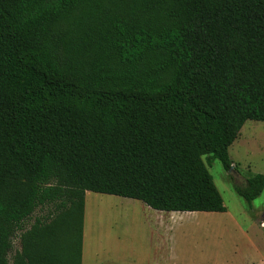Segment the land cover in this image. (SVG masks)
<instances>
[{
	"label": "trees",
	"instance_id": "trees-1",
	"mask_svg": "<svg viewBox=\"0 0 264 264\" xmlns=\"http://www.w3.org/2000/svg\"><path fill=\"white\" fill-rule=\"evenodd\" d=\"M247 121L264 0H0V264H81L86 192L225 212L207 168Z\"/></svg>",
	"mask_w": 264,
	"mask_h": 264
},
{
	"label": "rangeland",
	"instance_id": "rangeland-1",
	"mask_svg": "<svg viewBox=\"0 0 264 264\" xmlns=\"http://www.w3.org/2000/svg\"><path fill=\"white\" fill-rule=\"evenodd\" d=\"M228 156L231 172H225L218 160L207 168L225 212L165 214L175 224L167 225L171 233L166 234L165 264H264V190L248 204L235 193L231 180L241 185L253 175L264 176V123L245 122ZM85 209L92 229L88 261L151 263L157 239L148 225L151 213L141 203L86 192ZM44 215L45 210H37L27 228ZM12 243V252L19 251V234Z\"/></svg>",
	"mask_w": 264,
	"mask_h": 264
},
{
	"label": "crops",
	"instance_id": "crops-1",
	"mask_svg": "<svg viewBox=\"0 0 264 264\" xmlns=\"http://www.w3.org/2000/svg\"><path fill=\"white\" fill-rule=\"evenodd\" d=\"M124 199V198H123ZM131 200V199H127ZM131 201H136V200H131ZM141 203L140 201H137ZM144 207V209L148 212L150 211L151 214H149V222L148 225L151 227L153 230L157 241L155 242V247H154V256L151 259L150 264H165V260L167 258V233H171L168 227H171L173 224L174 220L171 219H166L165 218V212H159L150 209L149 207L145 206L143 203H141ZM170 214V213H168ZM171 215V214H170ZM86 209L84 205V218H83V233H82V249H81V264H90L91 261H88L87 258L90 256V245H91V238H90V230L92 231L90 227V223L87 224V219H86ZM169 232H168V231ZM92 264V263H91ZM95 264V263H93ZM98 264V263H97Z\"/></svg>",
	"mask_w": 264,
	"mask_h": 264
},
{
	"label": "water",
	"instance_id": "water-1",
	"mask_svg": "<svg viewBox=\"0 0 264 264\" xmlns=\"http://www.w3.org/2000/svg\"><path fill=\"white\" fill-rule=\"evenodd\" d=\"M232 169H233V168H232V166H231V167H230V169H229V171L231 172V171H232Z\"/></svg>",
	"mask_w": 264,
	"mask_h": 264
}]
</instances>
